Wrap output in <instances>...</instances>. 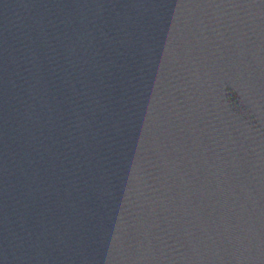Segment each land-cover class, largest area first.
<instances>
[{"label": "water", "instance_id": "obj_1", "mask_svg": "<svg viewBox=\"0 0 264 264\" xmlns=\"http://www.w3.org/2000/svg\"><path fill=\"white\" fill-rule=\"evenodd\" d=\"M0 264H264V0H0Z\"/></svg>", "mask_w": 264, "mask_h": 264}]
</instances>
